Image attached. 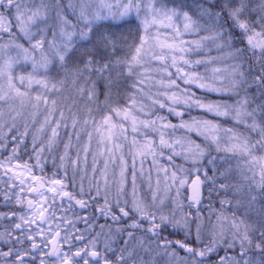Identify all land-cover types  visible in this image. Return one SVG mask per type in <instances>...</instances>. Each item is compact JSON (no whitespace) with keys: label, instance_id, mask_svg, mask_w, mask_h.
Listing matches in <instances>:
<instances>
[{"label":"snow or ice","instance_id":"snow-or-ice-1","mask_svg":"<svg viewBox=\"0 0 264 264\" xmlns=\"http://www.w3.org/2000/svg\"><path fill=\"white\" fill-rule=\"evenodd\" d=\"M0 264H264V0H0Z\"/></svg>","mask_w":264,"mask_h":264}]
</instances>
